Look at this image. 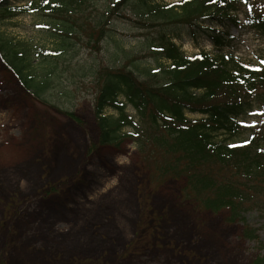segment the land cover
Listing matches in <instances>:
<instances>
[{
  "label": "rangeland",
  "instance_id": "374dc122",
  "mask_svg": "<svg viewBox=\"0 0 264 264\" xmlns=\"http://www.w3.org/2000/svg\"><path fill=\"white\" fill-rule=\"evenodd\" d=\"M29 1L35 0L9 4L24 7ZM183 1L153 0L173 8ZM253 3L264 7V0ZM125 13L133 17L131 6ZM238 17L239 27L214 26L234 37L221 52L201 28L167 24L164 29L190 59L205 51L233 55L251 67L264 64V40L246 32ZM47 23L34 13L0 25V38L27 46L33 58L28 74L34 71V80L46 86L25 91L0 58V264H250L264 256V219L257 214L248 213L245 222L258 230V242L242 236L243 223L225 221L227 210L211 213L185 200L182 181L151 184L130 139L119 146L98 141L96 87L83 71L120 66L122 52L142 54V65L154 64L146 42L160 28L115 21L98 52L76 45L75 58L65 54L56 61L50 53L60 49H54ZM5 55L9 60L12 54ZM48 105L72 113L78 123ZM255 109L240 123H261ZM126 111L134 114L130 107ZM105 115L116 113L107 109Z\"/></svg>",
  "mask_w": 264,
  "mask_h": 264
},
{
  "label": "trees",
  "instance_id": "16d2710c",
  "mask_svg": "<svg viewBox=\"0 0 264 264\" xmlns=\"http://www.w3.org/2000/svg\"><path fill=\"white\" fill-rule=\"evenodd\" d=\"M7 1L0 0V24L24 13H37L48 20L46 29L54 49H60L50 53L56 61L65 54H70L67 59L75 58L76 45L89 54L98 52L115 21L127 20L139 29L160 28L159 35L146 42L147 56L154 64L142 65V54L136 58L122 52L117 58L120 66L94 65L89 72L83 71V77L89 76L96 87L92 109L99 143L119 146L130 139L151 184L182 181L185 200L203 211L227 210V223H243L242 236L259 241L258 230L246 224L245 216L255 213L264 219V65L253 68L233 55L214 56L205 51L190 60L164 26L201 28L211 46L221 52L234 37L214 26H239L238 14L245 19L244 30L264 40V7L260 3L185 0L173 8L153 0H35L13 10L5 7ZM129 6L133 17L125 13ZM205 24L210 28L204 29ZM0 52L25 89L42 91L46 87L36 83L34 71L28 74L33 58L29 59L26 45L1 38ZM6 52L12 54L7 55L9 60ZM51 108L78 123L72 113ZM255 108L262 109V122L240 123ZM107 109L116 116H106ZM125 128L131 132L123 133ZM250 264H264V256Z\"/></svg>",
  "mask_w": 264,
  "mask_h": 264
},
{
  "label": "snow or ice",
  "instance_id": "6c2138e0",
  "mask_svg": "<svg viewBox=\"0 0 264 264\" xmlns=\"http://www.w3.org/2000/svg\"><path fill=\"white\" fill-rule=\"evenodd\" d=\"M44 2H45V3H47V2H48V0H44Z\"/></svg>",
  "mask_w": 264,
  "mask_h": 264
}]
</instances>
